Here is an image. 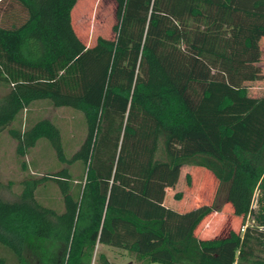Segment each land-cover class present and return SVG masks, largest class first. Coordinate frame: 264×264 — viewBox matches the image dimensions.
<instances>
[{"label":"trees","instance_id":"obj_1","mask_svg":"<svg viewBox=\"0 0 264 264\" xmlns=\"http://www.w3.org/2000/svg\"><path fill=\"white\" fill-rule=\"evenodd\" d=\"M13 1L21 10L0 16V135L19 157L44 141L67 167L23 180L15 201L0 197V251L14 264H109L97 246L117 231L135 264H264V0H114V36L91 46L73 28L79 0ZM236 13L261 17L254 55L247 38L245 53L233 51ZM237 70L261 84L257 94L230 83ZM40 104L81 114L85 136L71 155L49 119L25 116L21 129ZM73 165L82 175L71 193ZM185 167L214 177L237 230L214 237L203 214L186 224L182 190L167 202ZM47 182L62 211L37 200ZM165 219L176 221L174 236ZM142 236L154 240L141 247Z\"/></svg>","mask_w":264,"mask_h":264},{"label":"rangeland","instance_id":"obj_2","mask_svg":"<svg viewBox=\"0 0 264 264\" xmlns=\"http://www.w3.org/2000/svg\"><path fill=\"white\" fill-rule=\"evenodd\" d=\"M115 7L114 0H79L77 2L72 11V24L79 39L86 46L93 45L98 37L106 39L113 38L114 33L112 27L115 24ZM20 10V7L13 0H0L1 17L5 15L10 16V14L19 12ZM246 14L248 18L254 17L255 20H253L256 24L252 20H247L240 13L235 14L231 29L234 37L233 51L245 53L243 41L247 38L253 45L249 50L250 54L254 55L256 53L254 48L259 40L255 41L256 37H254V32L256 25L260 23L259 19L261 17ZM261 41L264 42V38L260 39L259 43ZM246 53L248 52L246 51ZM250 59L253 60L254 57L251 56ZM239 71L237 70V72L232 73L229 80L230 83L235 86H248L251 93L257 94L256 92L262 87L261 84L255 81L254 77L249 78L248 75L246 76ZM25 116H27V123H32L38 118H47L52 121L61 131L63 146L67 156L71 155L84 139L85 127L82 123L81 114L79 113L66 108L54 109L47 104H40L28 112L27 115H22V118H20L21 129L26 125L24 121ZM13 127L19 128L20 125L17 124ZM16 147L17 142L9 133L3 132L0 135V197L4 200L15 201L18 199L22 189L21 182L23 180L37 179L53 174L61 167H67L66 165L57 164L54 152L44 141L38 142L24 157H19L16 154ZM162 155L160 144L159 158L164 159ZM68 169L73 175V180L76 181L71 186V193H74L79 185L82 170L79 165H73L68 167ZM173 174H175L172 179L173 183L169 187L166 200L167 202L172 200V190L174 192L182 190L180 191L181 196L187 197L186 203L189 207L186 214L183 215V219H185L183 221L186 224L191 223L196 217L203 214V220L209 226V231L214 237L227 236L229 231L237 230L240 220H237L233 216L230 205L225 202L224 193H221L215 200L217 182L209 172L203 169L185 167ZM186 175L189 177V185L185 184ZM119 192L120 190H113L109 193V197H113ZM36 198L44 206L51 207L58 212L63 210L61 194L53 182L39 185L36 191ZM129 199L131 201H141L134 194H130ZM257 199L258 195L256 194L252 203V213L248 220L249 225L254 224L256 217L260 213ZM126 206H128L126 203L122 205V207ZM208 208L211 209L210 212L207 211ZM217 210H221V212ZM203 220L202 228L204 227L206 229L208 227L204 226L205 223ZM174 238L178 239V237ZM97 252L104 253L109 264H126L128 261L135 264L133 258L127 254L125 248L114 250L99 245L97 246ZM0 257L4 259L3 264H14L7 252L1 250ZM224 258L226 257L224 256ZM227 259L224 260L225 263L228 262Z\"/></svg>","mask_w":264,"mask_h":264},{"label":"crops","instance_id":"obj_3","mask_svg":"<svg viewBox=\"0 0 264 264\" xmlns=\"http://www.w3.org/2000/svg\"><path fill=\"white\" fill-rule=\"evenodd\" d=\"M175 222L176 221H174L173 219H165V228L168 229V233L170 234V236H174L176 234L175 231L177 229H176V223ZM168 223H171L172 227L169 226V228H168L167 227ZM120 228L122 229V225H120ZM115 233H116L115 235H113V236H111L109 238H106L107 240L110 239V241H109L110 244L100 243V244H98V246L101 245L102 247H105V248H108V249H114V250L123 249V247L119 246V241L120 240H119V238H117V236H119V232L116 231ZM153 240L154 239H152V237H149V236L137 237V241L140 243L141 247L144 245L143 241L151 243V242H153ZM142 242H143V244H142ZM155 242H157V241L155 240ZM126 264H132V262L128 261Z\"/></svg>","mask_w":264,"mask_h":264}]
</instances>
